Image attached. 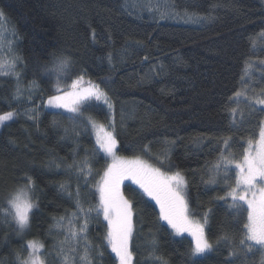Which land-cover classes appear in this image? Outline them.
I'll return each mask as SVG.
<instances>
[{
	"label": "trees",
	"instance_id": "1",
	"mask_svg": "<svg viewBox=\"0 0 264 264\" xmlns=\"http://www.w3.org/2000/svg\"><path fill=\"white\" fill-rule=\"evenodd\" d=\"M0 12L3 53L8 54L11 44L20 57L19 80L0 76V114L17 113L0 126V206L7 207L25 176L35 182L38 198L25 236L17 235L11 217L0 214V264H17V253L27 256L28 240L44 244L46 264H61L57 249L64 233L55 225L76 210L77 185L85 208L98 204L94 185L108 161L90 126L85 127L87 119L73 122L70 113L45 108L56 83L43 66L61 55L72 58V78L83 74L112 101L117 153L138 156L162 171H181L191 216L203 221L207 214L205 233L215 250L195 257L191 239L174 237L154 202L125 181L122 190L134 205L133 264H261L259 246L246 259L243 252L229 257L240 247L247 213L231 209L230 199L217 198L227 190L223 175L216 184L205 180L224 138L231 137L237 156L250 138L258 139L264 113L250 116L249 103L241 96L244 119L238 112L234 125L230 109L237 104L229 98L237 89L245 91L242 80L248 75L247 95L264 98V64L259 63L264 46L259 40L255 48L251 43L264 31V0H0ZM84 115L109 130L113 126L96 101ZM86 157L92 166L88 184L69 167ZM232 177L234 184V170ZM62 183L68 191L60 189ZM92 216L88 241L93 264H118L105 240L106 221L94 212ZM225 234L228 241L220 239ZM76 264H82L78 255Z\"/></svg>",
	"mask_w": 264,
	"mask_h": 264
},
{
	"label": "snow or ice",
	"instance_id": "2",
	"mask_svg": "<svg viewBox=\"0 0 264 264\" xmlns=\"http://www.w3.org/2000/svg\"><path fill=\"white\" fill-rule=\"evenodd\" d=\"M151 11V8H149ZM187 15V13H185ZM3 13L0 12V16ZM203 19V17H200ZM264 46V31L256 34L252 39V46H257V41ZM10 54V55H9ZM109 54V62H111ZM20 57L12 52L11 44L8 45V54L3 53V45L0 44V76H15L19 80V73L16 71L17 62ZM264 64V60L259 61ZM73 67L72 58L69 56H58L43 66V73L50 79L54 78L56 83L55 94L50 95L46 104L48 107L63 109L70 113L69 119L77 122L81 118L87 119L88 125H91L96 139V145L100 152L110 158L111 163L103 171V175L94 185L98 194V204L88 205L85 208V202L80 197L79 184L76 191V210L71 214L60 217L55 227L61 229L64 233V239L58 241L57 254L61 258V264H76L77 255L82 264H93L91 255L92 245L88 241L89 223L93 219L94 212L97 217L103 216L107 222V233L105 240L108 248L115 254L118 264H133V253L130 250V242L134 234V205L124 195L123 188L125 181H130L135 185L144 196L154 201L159 208V219L165 222L173 233L182 236L187 233L191 236L193 256H202L214 251V245L208 239L205 233L207 223V214L203 221L193 219L190 215L189 200L187 192V180L181 171L175 172L162 171L159 167L141 159L140 157L127 158L117 153V137L115 135V126L111 130L103 124H98L91 117H85V111L91 106V102L103 101L111 111L113 105L110 98L99 85L88 82L85 86L83 74L72 78L71 69ZM249 73L253 66L247 65ZM264 75V69L261 70ZM251 75L243 78L242 84L245 91L242 93L237 89L229 100L237 104V107L230 109L232 123L235 125L239 112L240 119H244V113L239 108L241 96L248 101L249 115H259L264 113V98L249 97L247 89L251 87L248 80ZM71 80L69 83L68 81ZM63 84L64 87L60 85ZM21 95L17 88V97ZM253 105L261 107L256 108ZM17 113L6 112L0 114V125L13 119ZM29 119H35V115H29ZM258 139H249L247 147L243 154L237 156L232 149L231 137L222 140L223 147L220 150L219 157L214 162H209V172L211 173L206 184L219 183V177L223 175L227 190L223 196H218L220 200L226 203L230 199L229 207L236 210L237 213L246 211L247 219L243 224L244 235L240 240V247L233 248L229 252L230 258L237 257L241 252L245 254L254 251L253 246H259L261 252V264H264V119L259 121ZM145 146V151H148ZM59 167V165H57ZM78 178L83 176L85 184L89 183L88 177L92 174V166L87 157L82 162H74ZM235 172V183L232 184V172ZM60 189L68 191L62 183ZM35 182L31 176L24 177L23 186L19 187L7 199V207L0 206V214L4 217H11L18 230L17 235L24 233L30 227L31 214L38 207V198H34ZM69 197L72 193L68 192ZM246 206V208H245ZM7 223V221H5ZM228 241L227 234L220 238ZM83 242V244H81ZM251 242V243H249ZM155 243V242H153ZM220 240L217 241V246ZM84 251L80 253V247ZM44 244L38 240L26 241L27 256L22 253L16 254L17 264H46V259L42 252ZM56 247V246H54ZM103 256V252H100ZM166 264V262H164ZM196 264H200L199 261ZM231 264V260L229 261Z\"/></svg>",
	"mask_w": 264,
	"mask_h": 264
},
{
	"label": "rangeland",
	"instance_id": "3",
	"mask_svg": "<svg viewBox=\"0 0 264 264\" xmlns=\"http://www.w3.org/2000/svg\"><path fill=\"white\" fill-rule=\"evenodd\" d=\"M84 83H85V86H88V82L84 79ZM94 84V83H93ZM97 85V84H96ZM47 100L48 99H46V102H47ZM93 101H95V100H93ZM46 102H45V108L47 109V110H51V111H57V112H65V113H67L66 111H64L63 109H56V108H51V107H48L47 106V104H46ZM96 102H98V103H100L101 105H103L105 108H106V110L108 111V114H109V124H113V121H114V106H113V108H112V110L110 111L109 110V108L107 107V105L101 100V101H96ZM111 103H112V101H111ZM112 105H113V103H112ZM95 121V120H94ZM7 122V121H6ZM97 122V121H96ZM5 123V122H4ZM98 124H100L99 122H97ZM1 126V125H0ZM90 126V132H91V135H92V137H93V139H94V141H95V143H96V139H95V134H94V131H93V129H92V127H91V125H89ZM119 155V154H118ZM107 158V161H108V164L109 163H111V160H110V158H108V157H106ZM142 159V158H141ZM144 160V159H143ZM149 163V162H148ZM15 192V191H14ZM13 192V193H14ZM12 193V194H13ZM154 202V201H153ZM154 204H155V202H154ZM156 205V204H155ZM157 206V205H156ZM157 208H158V206H157ZM245 208H246V206H245ZM158 210H159V208H158ZM191 215V214H190ZM192 217V216H191ZM193 219H195L194 217H192ZM196 220H198V219H196ZM163 222V221H162ZM107 223V222H106ZM166 226H167V228L169 229V231L173 234V236L174 237H182V236H186V237H188V238H190L191 240H192V238H191V236H189L187 233H185V234H183L182 236H177V235H175L174 233H173V231H172V229L171 228H169L168 227V225L165 223V222H163ZM27 231V230H26ZM26 231L24 232V233H22V235L23 236H25V233H26ZM249 243H251V242H249ZM253 247H255V245L253 246ZM115 255V254H114ZM205 255V254H204ZM203 256V255H202ZM195 257H201V256H195Z\"/></svg>",
	"mask_w": 264,
	"mask_h": 264
}]
</instances>
